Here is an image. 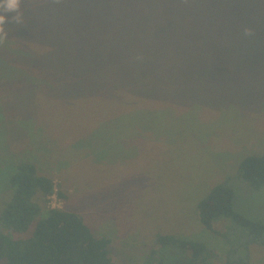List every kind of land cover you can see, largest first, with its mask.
Returning a JSON list of instances; mask_svg holds the SVG:
<instances>
[{
  "label": "rangeland",
  "instance_id": "374dc122",
  "mask_svg": "<svg viewBox=\"0 0 264 264\" xmlns=\"http://www.w3.org/2000/svg\"><path fill=\"white\" fill-rule=\"evenodd\" d=\"M64 1L21 0L22 23L0 9V211L16 164L31 160L65 194L48 206L108 236L115 264H143L157 233L203 241L211 264H226V243L202 225L197 205L223 183L236 211L264 223V188L236 176L246 156L264 153V66L233 61L253 35L227 39L257 1L182 15L177 0H160L174 14L137 18L120 2L114 16L98 10L104 0ZM98 43L108 50L98 62L72 55ZM250 252L249 264H264L262 246Z\"/></svg>",
  "mask_w": 264,
  "mask_h": 264
},
{
  "label": "trees",
  "instance_id": "16d2710c",
  "mask_svg": "<svg viewBox=\"0 0 264 264\" xmlns=\"http://www.w3.org/2000/svg\"><path fill=\"white\" fill-rule=\"evenodd\" d=\"M50 1L65 3L64 0ZM153 1L112 0L111 7L104 0L98 10L112 11L116 16L114 8L117 9L115 6L120 2L137 18L139 15L149 17L157 13L171 12L175 7L164 1ZM226 1L177 0L178 9L174 13L199 14L206 8L205 6L216 7ZM256 1V6L251 11L238 17L239 25L235 29L229 28L231 30L227 35L229 46L237 40H242L243 43V39L246 38L245 27L254 30L252 48L248 52L236 49L235 53L242 54L239 56L240 59H233L238 64L252 61L256 66H264V1ZM225 4L234 5L231 2ZM84 6L86 7L85 3ZM88 11L87 7L82 11L83 17L89 14ZM104 12L99 14L102 15ZM231 12L229 10L228 14L231 15ZM75 13L69 11L66 17L81 15ZM62 25L64 34H67L65 32L67 24L63 22ZM81 46L85 47L83 44ZM97 47L100 48L97 52L79 50L72 55H75L79 63L98 62L99 52L106 53L108 50L105 49L106 43L102 46L98 43ZM84 52L88 53L84 55ZM82 57H88L89 60ZM236 176L256 190L263 189L264 153L246 156L239 164ZM8 182L10 186H7V190L12 191V196L0 211V258H4L2 264H115L110 255L111 239L108 236L95 235L78 213L48 206L51 195L57 193L65 197V194L62 190H56L53 178L41 173L36 163L25 159L19 161ZM197 210L202 225L226 243V264H249L250 246L258 244L264 248V223L251 220L236 211L233 191L223 183L215 184L207 192L198 202ZM233 229L238 230L237 239L230 236ZM155 241L157 247L150 252L143 264H211L210 258L215 255L211 247L199 240L157 233Z\"/></svg>",
  "mask_w": 264,
  "mask_h": 264
},
{
  "label": "clouds",
  "instance_id": "9594fccd",
  "mask_svg": "<svg viewBox=\"0 0 264 264\" xmlns=\"http://www.w3.org/2000/svg\"><path fill=\"white\" fill-rule=\"evenodd\" d=\"M21 0H0V9H3L5 12H14L15 15L12 19L18 23H22L23 10L20 7ZM5 15L0 14V41L6 38V31L4 27ZM254 34V30L251 27L244 28L245 36H252Z\"/></svg>",
  "mask_w": 264,
  "mask_h": 264
},
{
  "label": "built area",
  "instance_id": "2783aa9c",
  "mask_svg": "<svg viewBox=\"0 0 264 264\" xmlns=\"http://www.w3.org/2000/svg\"><path fill=\"white\" fill-rule=\"evenodd\" d=\"M55 194H56V193H54L53 195H55ZM53 195H51V196H53ZM51 196H50V197H51Z\"/></svg>",
  "mask_w": 264,
  "mask_h": 264
}]
</instances>
